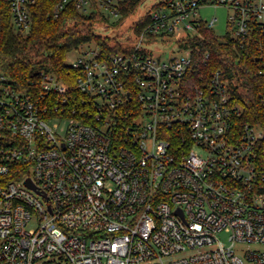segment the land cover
I'll list each match as a JSON object with an SVG mask.
<instances>
[{
    "label": "built area",
    "instance_id": "2783aa9c",
    "mask_svg": "<svg viewBox=\"0 0 264 264\" xmlns=\"http://www.w3.org/2000/svg\"><path fill=\"white\" fill-rule=\"evenodd\" d=\"M34 1L9 0L16 29ZM131 1L51 15L122 19ZM206 5L263 73L264 0H154L114 35L123 51L91 42L68 64L72 83L0 75V264H264V130L240 121L221 70L195 72ZM171 40L183 53L152 56Z\"/></svg>",
    "mask_w": 264,
    "mask_h": 264
},
{
    "label": "trees",
    "instance_id": "16d2710c",
    "mask_svg": "<svg viewBox=\"0 0 264 264\" xmlns=\"http://www.w3.org/2000/svg\"><path fill=\"white\" fill-rule=\"evenodd\" d=\"M140 1L132 0L122 13H131ZM54 6L55 0H35L30 5V29L22 32L12 24L9 0H0V75L24 82L43 70L72 83L74 70L65 63L71 50L94 42L107 55L123 51L117 37L95 31L102 18L99 10L80 12L68 6L54 18ZM201 31L202 37H195L190 43L193 54L201 58L196 74L221 70L228 79L232 100L239 106L240 121L264 130V107L258 96L264 90V72H258L249 56L238 53L228 36L222 38L205 27Z\"/></svg>",
    "mask_w": 264,
    "mask_h": 264
},
{
    "label": "rangeland",
    "instance_id": "374dc122",
    "mask_svg": "<svg viewBox=\"0 0 264 264\" xmlns=\"http://www.w3.org/2000/svg\"><path fill=\"white\" fill-rule=\"evenodd\" d=\"M154 0H144L139 4L131 13L124 16L122 19L113 17H107V19H100L96 24L95 31L103 36H113L116 34L124 33L127 29L130 31L131 24L138 19V17L150 8ZM199 15L203 20H210L216 17V21L212 27L215 34L222 36L227 31V9L222 5H206L199 10ZM117 19V20H116ZM175 41H165L159 44H155L151 47L152 56L160 57L161 59H167L173 55H179L182 51L175 49ZM93 43L84 44L77 49H73L66 54L65 63L71 64L81 54L82 50L93 48ZM224 244H228L226 235L224 233L219 234Z\"/></svg>",
    "mask_w": 264,
    "mask_h": 264
},
{
    "label": "water",
    "instance_id": "95a60500",
    "mask_svg": "<svg viewBox=\"0 0 264 264\" xmlns=\"http://www.w3.org/2000/svg\"><path fill=\"white\" fill-rule=\"evenodd\" d=\"M26 183H29V184H30V181L27 179V180H26Z\"/></svg>",
    "mask_w": 264,
    "mask_h": 264
}]
</instances>
